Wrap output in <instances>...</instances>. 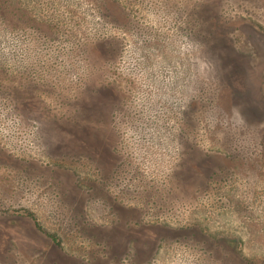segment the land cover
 <instances>
[{"label": "rangeland", "instance_id": "1", "mask_svg": "<svg viewBox=\"0 0 264 264\" xmlns=\"http://www.w3.org/2000/svg\"><path fill=\"white\" fill-rule=\"evenodd\" d=\"M0 264H264V0H0Z\"/></svg>", "mask_w": 264, "mask_h": 264}]
</instances>
